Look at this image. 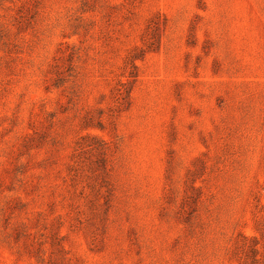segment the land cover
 <instances>
[{
	"label": "rangeland",
	"instance_id": "374dc122",
	"mask_svg": "<svg viewBox=\"0 0 264 264\" xmlns=\"http://www.w3.org/2000/svg\"><path fill=\"white\" fill-rule=\"evenodd\" d=\"M0 264H264V0H0Z\"/></svg>",
	"mask_w": 264,
	"mask_h": 264
}]
</instances>
